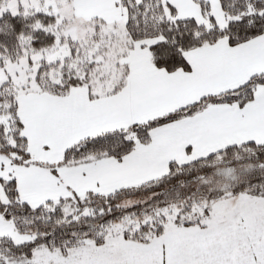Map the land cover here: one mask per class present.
Listing matches in <instances>:
<instances>
[{
	"label": "snow or ice",
	"instance_id": "1",
	"mask_svg": "<svg viewBox=\"0 0 264 264\" xmlns=\"http://www.w3.org/2000/svg\"><path fill=\"white\" fill-rule=\"evenodd\" d=\"M0 264H264V0H0Z\"/></svg>",
	"mask_w": 264,
	"mask_h": 264
}]
</instances>
